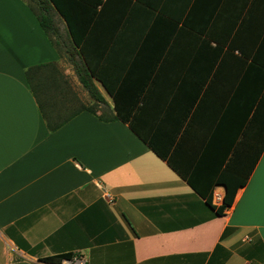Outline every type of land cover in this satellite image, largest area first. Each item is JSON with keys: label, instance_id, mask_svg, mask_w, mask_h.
Instances as JSON below:
<instances>
[{"label": "crops", "instance_id": "obj_1", "mask_svg": "<svg viewBox=\"0 0 264 264\" xmlns=\"http://www.w3.org/2000/svg\"><path fill=\"white\" fill-rule=\"evenodd\" d=\"M112 13L101 75L148 143L99 119L116 113L96 80L107 107L50 133L25 72L78 77L27 2L0 5V264H264V0H122ZM226 184L237 191L219 216Z\"/></svg>", "mask_w": 264, "mask_h": 264}, {"label": "trees", "instance_id": "obj_2", "mask_svg": "<svg viewBox=\"0 0 264 264\" xmlns=\"http://www.w3.org/2000/svg\"><path fill=\"white\" fill-rule=\"evenodd\" d=\"M28 3L31 11L36 16L41 29L49 37L52 45L61 53L65 54L68 63L73 66L75 74L82 88L89 94L93 100L92 106H80L67 114L65 102L66 94L69 93L72 103L77 99L71 90V85L61 70L55 64H43L29 68L25 72L26 80L38 104L39 110L50 133H54L66 125L82 112H90L97 115L98 108L107 107L106 100L95 85L94 80L103 83L105 89L114 99V108L116 115L109 116L103 113L99 119L106 122L121 121L128 124L130 129L145 143L135 127L134 110H131L128 118H121V104L118 97L112 92V89L106 85L101 75L102 69V48L110 47L112 35L121 29V21L108 23L102 21V18L108 16H117L112 10L121 9L122 0H24ZM54 13L60 15L67 24V36L62 33L54 19ZM105 27L111 34L110 42L103 39L100 30ZM67 89L69 91L67 92ZM97 108V109H96ZM162 159L164 156L158 154ZM168 161V160H167ZM170 163V162H169ZM225 173L224 171L222 172ZM221 173V174H222ZM219 178H222L220 175ZM227 192L223 199V205L218 207L216 214L223 215L225 209L233 205L237 187L226 184ZM195 189V188H194ZM196 190V189H195ZM203 195L208 206L214 208L213 195L210 192ZM59 259H72L71 254L47 258L44 261L55 263Z\"/></svg>", "mask_w": 264, "mask_h": 264}, {"label": "rangeland", "instance_id": "obj_3", "mask_svg": "<svg viewBox=\"0 0 264 264\" xmlns=\"http://www.w3.org/2000/svg\"><path fill=\"white\" fill-rule=\"evenodd\" d=\"M61 72L67 78V80L70 81L69 83L71 85V90L77 99L76 103H72L71 101L69 102L71 97H70L69 93L66 94V96L63 100L65 102V108L67 110L66 115L71 113L74 109H77L82 105L92 106L94 103L93 100L90 98L89 94L82 88V86L80 85L78 80L77 79L74 80L73 76H72L73 78H71L70 75H68L64 72V70H62ZM68 91H69V89H67V92ZM98 111H100V108H98Z\"/></svg>", "mask_w": 264, "mask_h": 264}, {"label": "snow or ice", "instance_id": "obj_4", "mask_svg": "<svg viewBox=\"0 0 264 264\" xmlns=\"http://www.w3.org/2000/svg\"><path fill=\"white\" fill-rule=\"evenodd\" d=\"M3 2H4V0H0V5H2ZM0 27H2V23H0ZM3 80H4V77L2 74H0V115H2L3 106H4ZM261 195H262V197H264V184H262V187H261Z\"/></svg>", "mask_w": 264, "mask_h": 264}, {"label": "built area", "instance_id": "obj_5", "mask_svg": "<svg viewBox=\"0 0 264 264\" xmlns=\"http://www.w3.org/2000/svg\"><path fill=\"white\" fill-rule=\"evenodd\" d=\"M244 240H247V238L244 239ZM63 264H81V262L78 261V260H76V261H73V260H64Z\"/></svg>", "mask_w": 264, "mask_h": 264}]
</instances>
